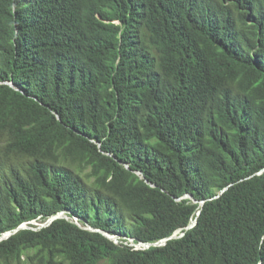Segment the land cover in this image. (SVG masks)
Returning a JSON list of instances; mask_svg holds the SVG:
<instances>
[{
  "label": "trees",
  "instance_id": "obj_1",
  "mask_svg": "<svg viewBox=\"0 0 264 264\" xmlns=\"http://www.w3.org/2000/svg\"><path fill=\"white\" fill-rule=\"evenodd\" d=\"M23 223L0 264H264V0H0Z\"/></svg>",
  "mask_w": 264,
  "mask_h": 264
},
{
  "label": "water",
  "instance_id": "obj_2",
  "mask_svg": "<svg viewBox=\"0 0 264 264\" xmlns=\"http://www.w3.org/2000/svg\"><path fill=\"white\" fill-rule=\"evenodd\" d=\"M150 183H151V182H150ZM151 184H152V185H155L154 183H151ZM223 191H224V190H223ZM63 212H64V211H62V212L58 213L57 215H54V216H52L51 218H49V220H48L49 222H48V223H51L55 218L60 217L61 214H62ZM196 221H197V219L194 220L193 225L196 223ZM29 227H31V226L29 225V223H23L21 226H19L18 228L14 229V231H13V230H10V231L4 233V234L0 237V240L3 239V238H6V237H8V236H10L13 232H17V231H19L20 229H23V228H29ZM89 227H90V229L97 230V229L93 228L91 225H89ZM109 236H110V235H109ZM177 236H178V234L176 233V234H174L171 238H173V237H177ZM110 237L115 238L114 236H110ZM168 239H169V238L164 239L163 242H156V243H144V242H140L139 244H140V245H141V244L144 245L145 248H146V247H150V246H152V245H160V244H162V243H165Z\"/></svg>",
  "mask_w": 264,
  "mask_h": 264
},
{
  "label": "clouds",
  "instance_id": "obj_3",
  "mask_svg": "<svg viewBox=\"0 0 264 264\" xmlns=\"http://www.w3.org/2000/svg\"><path fill=\"white\" fill-rule=\"evenodd\" d=\"M64 212H65V211H64ZM37 221H38V220H33L32 223L37 224L38 227L46 226L47 224H49V223H48L49 221L42 222L41 224H40V223H37ZM42 224H44V225H42ZM114 237H115L114 239H118L116 236H114ZM133 241H134V239H133ZM133 243H134V242H133ZM133 245H135L136 248H138L137 246H139L140 248L145 247L144 245H142V244L140 245L139 243H134ZM146 248H147V247H146Z\"/></svg>",
  "mask_w": 264,
  "mask_h": 264
},
{
  "label": "bare ground",
  "instance_id": "obj_4",
  "mask_svg": "<svg viewBox=\"0 0 264 264\" xmlns=\"http://www.w3.org/2000/svg\"><path fill=\"white\" fill-rule=\"evenodd\" d=\"M63 214H65V212H63ZM76 220H78V218L76 217ZM131 241H133V239H131ZM139 247V246H138ZM140 248V247H139Z\"/></svg>",
  "mask_w": 264,
  "mask_h": 264
},
{
  "label": "rangeland",
  "instance_id": "obj_5",
  "mask_svg": "<svg viewBox=\"0 0 264 264\" xmlns=\"http://www.w3.org/2000/svg\"><path fill=\"white\" fill-rule=\"evenodd\" d=\"M37 223H40V224H41V223H42V221L38 220V221H37ZM88 227H89V225H88Z\"/></svg>",
  "mask_w": 264,
  "mask_h": 264
},
{
  "label": "built area",
  "instance_id": "obj_6",
  "mask_svg": "<svg viewBox=\"0 0 264 264\" xmlns=\"http://www.w3.org/2000/svg\"><path fill=\"white\" fill-rule=\"evenodd\" d=\"M63 215H64V214L62 213L61 216H63ZM132 244H134V243L132 242Z\"/></svg>",
  "mask_w": 264,
  "mask_h": 264
}]
</instances>
